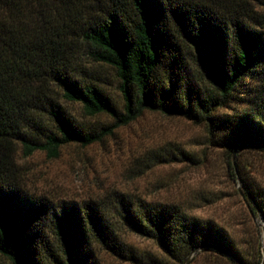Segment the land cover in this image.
Returning a JSON list of instances; mask_svg holds the SVG:
<instances>
[{
  "label": "trees",
  "instance_id": "1",
  "mask_svg": "<svg viewBox=\"0 0 264 264\" xmlns=\"http://www.w3.org/2000/svg\"><path fill=\"white\" fill-rule=\"evenodd\" d=\"M260 0H0V264H103L101 253L129 264H261L264 183L239 160H264V15ZM264 6V4H259ZM192 62L195 68L192 67ZM114 72L122 105L91 66ZM61 99L87 117L84 127ZM237 103L240 108L225 109ZM144 112L202 125L211 147L235 161L251 234L190 213L175 202L117 193L82 202L32 197L21 187L16 154L89 146L101 131ZM101 130V131H100ZM156 163L191 159L183 150ZM135 235L157 253L128 242Z\"/></svg>",
  "mask_w": 264,
  "mask_h": 264
},
{
  "label": "rangeland",
  "instance_id": "2",
  "mask_svg": "<svg viewBox=\"0 0 264 264\" xmlns=\"http://www.w3.org/2000/svg\"><path fill=\"white\" fill-rule=\"evenodd\" d=\"M260 2L256 4L257 10L264 15V6L259 5L264 0ZM192 67L195 68L193 62ZM90 68L100 78L102 89L121 107L114 72L106 67ZM61 103L84 127L98 131L111 124L105 115L87 117L80 105L62 99ZM229 108L225 111L241 109V105L233 103ZM102 132L105 133L102 140L89 146L62 147L56 159L39 151L25 157L18 150L16 161L23 191L53 203L109 198L117 193L148 201L175 202L191 207L192 214L228 223L236 235L247 237L251 232L245 202L238 193L240 183L230 175L234 169L228 165L235 161L237 149L233 159L224 150L211 147L202 125L144 112L129 125L113 128L112 133ZM169 150L176 155L177 150H183L191 159L156 163L154 156ZM239 160L250 177L264 183V160L251 152H241ZM255 223L261 231L254 236L259 247L263 245L260 226L263 222L256 218ZM126 239L140 249L157 253L155 245L148 240L135 235H127ZM101 260L103 264H129L102 253Z\"/></svg>",
  "mask_w": 264,
  "mask_h": 264
},
{
  "label": "water",
  "instance_id": "3",
  "mask_svg": "<svg viewBox=\"0 0 264 264\" xmlns=\"http://www.w3.org/2000/svg\"><path fill=\"white\" fill-rule=\"evenodd\" d=\"M236 147H234L233 150V154H232V158L234 159V152H235ZM234 161V160H233ZM239 193L241 194V190L238 189ZM260 226L262 227V241H263V245L261 248V253H262V262L261 264H264V227L263 224H260ZM195 255V251L191 252L184 260V262L182 264H188L190 259Z\"/></svg>",
  "mask_w": 264,
  "mask_h": 264
}]
</instances>
